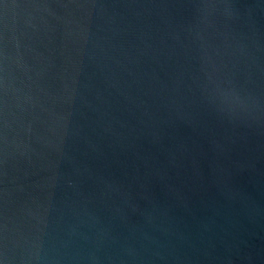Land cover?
Wrapping results in <instances>:
<instances>
[{
	"label": "water",
	"instance_id": "95a60500",
	"mask_svg": "<svg viewBox=\"0 0 264 264\" xmlns=\"http://www.w3.org/2000/svg\"><path fill=\"white\" fill-rule=\"evenodd\" d=\"M5 64L3 264H264V0H0Z\"/></svg>",
	"mask_w": 264,
	"mask_h": 264
},
{
	"label": "clouds",
	"instance_id": "9594fccd",
	"mask_svg": "<svg viewBox=\"0 0 264 264\" xmlns=\"http://www.w3.org/2000/svg\"><path fill=\"white\" fill-rule=\"evenodd\" d=\"M41 7V6H37ZM47 9V6H42ZM0 72H3V75H0V92H2V96H0V119L3 120V127L5 129V133L8 129L12 127V124L15 123V119L11 112V107L9 104V83H8V74H9V65L5 64L2 68H0ZM211 93L206 97V99H211ZM5 142H7V136L5 135ZM0 264H3L0 261Z\"/></svg>",
	"mask_w": 264,
	"mask_h": 264
}]
</instances>
